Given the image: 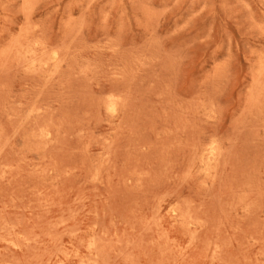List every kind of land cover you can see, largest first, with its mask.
Segmentation results:
<instances>
[{
    "label": "rangeland",
    "instance_id": "rangeland-1",
    "mask_svg": "<svg viewBox=\"0 0 264 264\" xmlns=\"http://www.w3.org/2000/svg\"><path fill=\"white\" fill-rule=\"evenodd\" d=\"M0 264H264V0H0Z\"/></svg>",
    "mask_w": 264,
    "mask_h": 264
}]
</instances>
